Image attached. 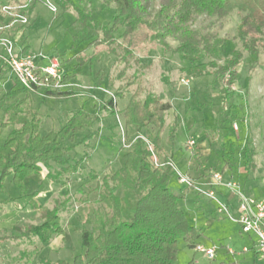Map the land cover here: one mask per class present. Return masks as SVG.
Wrapping results in <instances>:
<instances>
[{"label":"rangeland","instance_id":"1","mask_svg":"<svg viewBox=\"0 0 264 264\" xmlns=\"http://www.w3.org/2000/svg\"><path fill=\"white\" fill-rule=\"evenodd\" d=\"M20 1L32 6L30 14L27 13L29 26L21 30L14 24L6 34L15 39L20 37V42L22 37L31 52L57 58L68 77L57 92L75 94L70 98H54L46 96L45 91L28 92L29 106L40 116V135L57 132L74 113H78L76 120L80 131L74 135L76 146L65 155L64 162L50 163L51 169L42 168L41 176L31 174L24 178V192L17 188L11 176L4 180L0 194V264H56L60 260L71 262L83 253L80 232L92 230L86 220L110 213L97 202L98 192L94 189L119 168L117 153L125 135L131 139L137 135L135 128H125L122 116L136 91L137 99L141 101L149 95L170 105L159 133L160 145L168 154L173 152L175 161H186L184 167H176L192 182L211 178L217 173L224 183H233L250 198L264 203V40L237 36L240 15L236 10L223 20L218 31L219 38L226 40L219 56L202 61L222 64L232 50L241 52V62L235 68V82L226 87L214 74L215 68L210 66L208 75L203 77L192 79L186 75L182 69L189 64L180 55L162 48L142 25H136L124 40L120 38L122 27L113 32L115 43L110 47L113 55L105 45L93 48L88 42L75 40L72 27L76 13L73 9L64 12L51 0ZM69 1L80 7L76 0ZM5 2L8 0H0V7ZM48 4L55 7L56 12L51 11ZM91 11L92 18L101 27L111 28L114 5L105 7L101 0H92ZM0 18L5 22L9 17L0 11ZM168 43L171 47L176 46L171 40ZM126 49L132 55L124 63L121 60H125ZM131 81L133 85L127 86ZM13 86V82L6 79L0 85V97ZM175 120L179 127L170 147L167 139ZM3 122H7V117L1 111L0 124ZM12 129L11 126L0 128V145ZM96 130L98 135L90 141H81L85 134ZM146 131H151L153 136L158 132L150 126L141 134L145 135ZM188 142H192V146ZM65 145L72 146V143L60 141V146ZM250 151L255 152L253 166L246 172L245 161ZM76 161H81L82 168L74 175L59 178L66 182L65 186L44 179L46 173H56ZM190 171L197 172L198 178L195 179ZM169 187L176 193L187 189L175 175L170 179ZM32 194L34 200L25 198ZM192 197L190 192L189 198L185 196V202L180 204L187 219L192 217L188 212ZM207 206L209 212L215 210L211 200ZM46 209L58 211L64 234L53 236L46 244L35 238H24L30 227L41 224ZM199 220L203 239L195 241L194 245L229 246L237 253L246 246L247 253L253 251L254 237L242 234L239 226L224 215L216 213L209 221ZM246 255L255 257L254 254ZM192 262L212 263L179 239L172 264ZM254 264H261L256 257Z\"/></svg>","mask_w":264,"mask_h":264},{"label":"trees","instance_id":"2","mask_svg":"<svg viewBox=\"0 0 264 264\" xmlns=\"http://www.w3.org/2000/svg\"><path fill=\"white\" fill-rule=\"evenodd\" d=\"M51 1L64 12L70 9L75 11L72 27L76 33L75 40L88 42L93 48L105 45L110 52L113 51L110 47L115 43V30L123 28L120 38L124 40L139 24L154 35L162 48L180 55L189 64L182 69L186 75L192 79L203 77L208 75L207 68L210 66L215 68L214 74L226 87H231L235 82V68L241 62V52L232 50L222 64L202 62L216 59L224 48L226 40L218 35L223 20L236 10L240 15L237 36L264 40V0H101L105 7L112 4L115 8L113 24L109 29L101 27L92 18V0H76L79 8L69 0ZM8 3L24 5L20 0H8ZM31 9L32 6H28L21 12L30 14ZM168 40L176 46L171 47ZM20 44L25 45V51L29 50L22 37ZM112 51L110 53L115 55ZM125 52V60L121 61L127 63L126 58L129 59L132 53L128 49ZM3 73L0 71V76ZM132 83L129 82L127 86ZM45 94L54 98L75 96L72 92L45 91ZM137 94V91L133 93L122 113L125 128H135L137 135L133 139L125 135L117 153L119 168L94 189L98 192L97 202L110 213L87 219L86 223L92 226V230L83 229L80 232L83 253L75 256L71 262L60 260L56 264H172L177 255L179 239L188 242L201 237V230L189 225L179 207L191 187L182 193L171 189L169 182L174 171L170 167H155L151 153L141 139L144 137L147 140L154 154L170 161V156L160 145L159 136L164 114L170 105L149 95L141 101L137 99ZM21 95L22 98H19ZM29 101L28 92L16 84L0 97V112L7 117V122L1 123L0 128H13L0 145V194L3 193L4 180L9 176L24 192V178L31 174L41 176L42 168L51 169L50 163L64 162L65 155L76 146L73 138L80 131L76 120L78 113L71 114L66 125L57 132L41 136L40 116L32 111ZM113 114L110 110V115ZM17 125L19 127L15 128ZM150 126L157 128L158 132L154 136L151 131L142 135L141 131ZM178 127L175 120L167 139L170 147L173 146ZM96 135L98 130L85 134L81 141L88 142ZM64 140L70 141L72 146H60V141ZM254 154V151H250L246 157V172L253 166ZM81 168V161H76L43 177L65 186L66 182L59 178L74 175ZM117 192L120 194L117 195ZM34 197V194L25 195L30 200H34ZM63 234L58 211L46 209L41 224L30 227L23 236L46 244L53 236Z\"/></svg>","mask_w":264,"mask_h":264},{"label":"built area","instance_id":"3","mask_svg":"<svg viewBox=\"0 0 264 264\" xmlns=\"http://www.w3.org/2000/svg\"><path fill=\"white\" fill-rule=\"evenodd\" d=\"M29 1L33 2L34 0ZM48 6H50L51 11L56 12V8L51 4H48ZM27 7L28 5L26 4L11 5L8 2L3 3L0 7V11L9 17L5 22L0 18V71L4 72L0 76V85L6 79H10L13 84L30 93L58 91L65 81V74L58 59L48 58L41 52L25 51V47L19 42L20 37L15 39L12 35L6 34L7 29L14 24L16 29L21 30L29 26V16L26 12H21L22 9ZM141 139L151 153V161L155 167H170L179 183L191 187L199 194H204L210 198L216 203L219 214L224 215L226 219L237 224L242 234L254 237L252 249L255 252V257L261 264H264V203L246 196L236 188L235 184L224 183V186L235 193L238 199L236 212L231 211L227 205L221 204L217 200L213 189V186L222 184L221 175L213 174L212 189L203 191L199 187H194L191 179L182 173L172 161L167 162L163 158L158 157L154 154L153 148L147 140L144 137H141ZM192 144V142H188V145L192 146ZM217 249L214 245L205 247L196 244L193 246L195 252L203 254L209 260L214 258ZM248 250L244 248L243 252L245 253Z\"/></svg>","mask_w":264,"mask_h":264},{"label":"crops","instance_id":"4","mask_svg":"<svg viewBox=\"0 0 264 264\" xmlns=\"http://www.w3.org/2000/svg\"><path fill=\"white\" fill-rule=\"evenodd\" d=\"M19 42H20V39H19ZM26 45H28V44L26 43ZM23 46L25 47V45H23ZM166 153H167V151H166ZM168 155L170 156V161H172L175 165H181L182 167H184V164L186 163L185 160L175 161L173 152H171ZM190 173L192 175H194L195 179L198 178V173L197 172L190 171ZM212 182H213V180H212V177H211V178H208V179L195 180V181L192 182V184H193L194 187H199L203 191H207L209 189H212V186H213ZM222 182H223V180H222ZM226 182H228V181H226ZM213 189L215 191V195H216L217 200L221 204L227 205L231 211L236 212L238 199H237L235 193L231 192L223 184L215 185V186H213ZM190 192L193 194V197H192L193 198V203L188 206L189 207V211L188 212L190 214H192L193 220H192V217H190V216L188 217L187 220H188V223L194 229H200L201 230V237L200 238H198L196 240H192V241L186 242L188 247L192 248L194 246V242L195 241H200V240L203 239V230L201 229V225L202 224H200L199 218L200 219L201 218H205V221H209L210 217L213 218V216L216 213L217 214H219V213L217 212V205H216V203L214 201H212L210 198L206 197L204 194H199L193 188H191V190H189V192L186 194V198L187 197L189 198V193ZM241 192L243 194H245L246 196H248L243 191H241ZM210 200L215 204V210L211 211V212H209V210H208L209 208L207 206L208 205V201L210 202ZM184 202H185V200L182 201L180 204L182 205V203H184ZM180 204H179V207H180ZM180 209L185 213V211L181 207H180ZM200 216H202V217H200ZM205 221H203V223ZM204 225H206V224H204ZM51 241H52V239H51ZM204 242L207 243V244L209 243V242H206V240H204ZM212 245H214V244H211V245L208 244V245H202V246L209 247V246H212ZM214 246H216V245H214ZM244 248H246V246H244L242 248V252H238L237 253L232 248H230L229 246H219V248L217 249V251L215 253L214 258L211 259V260L207 259L203 254H201V253H199V254H201L203 256V258H205V259L209 260L210 262H212L211 264H254V258L255 257L253 258L252 255L248 256L246 254H254V256H255V253L253 251H250L249 253H247V252L244 253L243 252ZM194 263H196V262H192V264H194Z\"/></svg>","mask_w":264,"mask_h":264}]
</instances>
